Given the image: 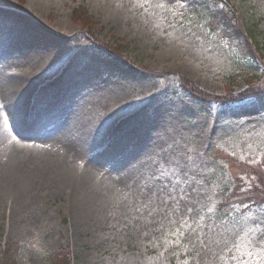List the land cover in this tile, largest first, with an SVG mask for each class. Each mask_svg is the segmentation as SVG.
Returning <instances> with one entry per match:
<instances>
[{
	"label": "rangeland",
	"instance_id": "obj_1",
	"mask_svg": "<svg viewBox=\"0 0 264 264\" xmlns=\"http://www.w3.org/2000/svg\"><path fill=\"white\" fill-rule=\"evenodd\" d=\"M233 5L227 39L221 26L208 32L209 0H0L1 24L33 28L27 40L38 59L11 43L19 34L0 31V46L12 44L0 53V78L30 70L35 107L14 119L5 99L0 105V180L14 164L24 185L20 207L1 206L0 259L14 242L16 264H51L67 250L71 264H264V188L258 207L225 197L264 184V109L253 100L264 91V60L245 58L235 40L252 29L264 48V0ZM115 99L132 119L112 116L111 130L96 132L79 118ZM8 144L17 151L6 154ZM69 147L87 180L63 192L80 173L63 162ZM126 165L137 173L111 191Z\"/></svg>",
	"mask_w": 264,
	"mask_h": 264
},
{
	"label": "bare ground",
	"instance_id": "obj_2",
	"mask_svg": "<svg viewBox=\"0 0 264 264\" xmlns=\"http://www.w3.org/2000/svg\"><path fill=\"white\" fill-rule=\"evenodd\" d=\"M6 15H9L6 13ZM5 18V16H2ZM2 20V19H1ZM4 21V20H2ZM10 24V23H8ZM2 25V26H1ZM0 26L2 28H0V31L9 33L7 30L10 29L11 32H16L15 34H19L16 38H13V42L11 41V43H13L14 45H17V48H21L22 50H24V52H26V56L23 57L25 60H31V61H37V57L36 56H32L31 54H35V50H34V46L32 44H30V42L27 40L28 37H30L29 35L32 34L30 32V29H33L31 27H18L13 25V23L11 22V25H4L0 23ZM45 43V42H44ZM12 44H9L3 40L1 46H0V53L4 54V55H9L8 53V47H10ZM16 51H19L18 49ZM24 55V54H23ZM46 66L45 65H39L37 66L38 70L42 69L45 70ZM22 73L24 74V72H29L30 74V70L23 68L22 67ZM65 69H62L61 66H59L57 68V70H55L56 74H60L64 71ZM67 72V70L65 71V73ZM23 74H18L17 73H12L9 77H4V78H0V85L3 88L5 94H4V98L0 97V105L4 102L3 100L5 99V101L7 102V106H8V110L12 113V117L15 119L16 116H21V112L25 109H29L32 105V101L29 103L28 105V95H32L34 93L33 90V85H31L30 81L33 82L31 80V78L29 77V75L24 74V76L22 78L16 77L19 75H23ZM39 90V89H38ZM26 95V96H25ZM34 98V97H33ZM33 100V99H32ZM27 101V104H26ZM109 106H103L102 108L96 110V111H83L81 113H79V118L82 120L87 118H90V120L92 121V123H95L98 127L96 129V132H102L103 129H107V131H110L111 128H109V123H106L107 121H109L111 119L112 116H116L118 115L120 120H116V121H128L129 119H132V115L128 114L126 115V112L124 110V112H122L121 108H122V102H120L119 100L115 99L111 102H108ZM28 105V106H27ZM109 107V108H108ZM32 110L35 108L34 105L33 107H31ZM108 108V109H107ZM108 111V113L106 112ZM116 123V122H115ZM114 124V123H113ZM122 131H125V129H122ZM125 134V133H124ZM126 136V135H125ZM123 136V137H125ZM44 143H48V142H44ZM124 147V145H122V148ZM8 152L6 154L10 155L11 153H15L17 151L16 146L14 145H7ZM66 150L68 151L67 153H74L67 155L66 158L63 159V162L68 163L69 165H72L73 169H80V173H79V177H76L72 182L71 180L67 181V185L64 187L63 192L65 191H69L71 189L74 190H79L80 187V182L81 180H87L86 175H87V170L84 167H77L76 165H74V160L79 157L80 153L74 149H71V147L66 148ZM24 162V160H22ZM22 161L19 163V168L23 171H25L26 173V168H28L27 166H25ZM27 163V162H25ZM135 164V163H134ZM132 164V165H134ZM43 166H45L46 171H48L50 169V163H42ZM131 165V166H132ZM129 167V165H126L124 167H122L121 169H119L117 171V174H121V176L119 175H115L111 177V181L115 180L114 182L118 185V186H114V185H110L111 186V191H117V188H122L125 185H127V181L125 179H127V176H132L134 173H137V171H133L132 167ZM23 171V172H24ZM24 175V174H23ZM8 179L6 181H2L0 180V210L2 209L3 205H6L7 207V203L8 201H11L13 203V206L15 207H20L22 203L18 202L16 200V196L22 201L23 195H21L22 193L19 191L20 187L24 188L23 183H20V178L22 177V174L19 173L18 169L15 167V165L13 164L12 168L9 170L8 173ZM79 178V179H78ZM130 178V177H129ZM80 181V182H79ZM114 184V183H112ZM78 192V191H77ZM75 194H77L75 192ZM7 200V203H6ZM2 206V207H1Z\"/></svg>",
	"mask_w": 264,
	"mask_h": 264
},
{
	"label": "trees",
	"instance_id": "obj_3",
	"mask_svg": "<svg viewBox=\"0 0 264 264\" xmlns=\"http://www.w3.org/2000/svg\"><path fill=\"white\" fill-rule=\"evenodd\" d=\"M232 27H234V25L232 26ZM231 27V28H232ZM252 30V29H251ZM251 30H249L248 31V36L250 37V39L252 40V42L253 43H251V44H249V46H250V49L252 50V47L253 48H255L254 47V45H256L257 47H260V45H259V40L258 39H256L257 37H256V35H255V37H253L252 35H251V33H250V31ZM254 32H255V30H254ZM237 39L239 40V41H244V39H243V37L242 36H237ZM246 42H247V40H246ZM239 45V44H238ZM240 46V45H239ZM243 49H248V47H245V48H243ZM242 49V50H243ZM183 87L185 88H187L188 87V85L186 84V81L185 80H183ZM264 183V182H263ZM262 188H264V184H263V187ZM255 193H253V196L252 197H248V201H255V199H256V195L255 194H257L258 192L257 191H255V190H253ZM236 194H234V196H235ZM256 196V197H255ZM245 200H247V198L244 196V199H242V201H245ZM256 201H257V199H256ZM255 203H258V202H255ZM259 204V203H258ZM227 205H230L229 203L227 204ZM17 251H18V247H16V246H12V245H10V246H8L5 250H4V257H5V259L3 260V262H2V264H14V259H15V254L17 253ZM67 256L66 255H63L62 256V258H60V257H57V259H56V261H51L50 260V263L51 264H69V262H68V260H67V258H66Z\"/></svg>",
	"mask_w": 264,
	"mask_h": 264
}]
</instances>
